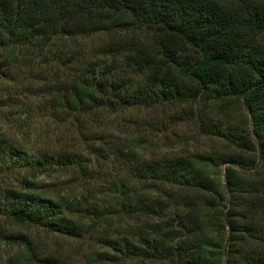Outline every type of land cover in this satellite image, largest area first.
<instances>
[{"label": "trees", "instance_id": "obj_1", "mask_svg": "<svg viewBox=\"0 0 264 264\" xmlns=\"http://www.w3.org/2000/svg\"><path fill=\"white\" fill-rule=\"evenodd\" d=\"M96 35L106 39L90 56L76 55L67 45L69 39ZM23 52L70 68L66 75L72 78L52 82L46 103L38 108L64 121H86L100 110L130 108L169 106L197 113L201 105L203 114L245 111L237 124L207 115L197 119L205 133L230 148L228 152L145 159V142L128 140L125 179L112 181L110 189L115 203L132 211L141 203L135 194H155L142 209L160 218L152 225V241H130L126 247V253L135 250L138 260L264 264V4L0 0V75L13 74ZM19 95L15 93L10 102L15 103L8 107L17 116L13 131L25 140L32 113ZM23 145L1 133L0 157L36 175L55 166H83L78 152L68 146L55 151L44 142L39 156L31 158ZM20 185L19 190L0 191V212L12 225L78 238V227L70 219L73 206L37 192L26 179ZM166 188L174 189L177 197H166ZM171 209V216L163 215ZM1 240L24 247L21 264H35L23 238L0 232Z\"/></svg>", "mask_w": 264, "mask_h": 264}, {"label": "rangeland", "instance_id": "obj_2", "mask_svg": "<svg viewBox=\"0 0 264 264\" xmlns=\"http://www.w3.org/2000/svg\"><path fill=\"white\" fill-rule=\"evenodd\" d=\"M245 1L264 4V0ZM103 39H106L103 35L69 39L67 45L76 55L90 56ZM59 63H47L23 52L18 62L13 64L14 73L6 77L0 75V134L24 143L26 156L31 158L39 156L44 142L50 143L55 151L62 145L68 146L78 152L83 166L75 165L66 169L55 166L36 175L33 169L14 168L0 157V191L19 190L23 179L32 182L37 192L59 200L64 205L73 206L70 219L78 227L79 236L69 238L50 234L40 228L14 226L1 212L0 232L23 238L35 255V264H173L167 261L138 260L132 249L126 253L130 241L140 240L141 245L151 242L152 225L160 221L157 216L142 210L152 201L154 193L142 194L140 191L135 194L141 198V203L134 211L127 207L121 209L111 195V182L125 179L123 154L126 152V142L132 138H141L145 142V159L161 156L174 158L189 153L207 156L228 152L230 148L205 133V128L201 129L197 119L207 115L237 124L245 116V111L231 110L228 114H219L215 110H208L203 114L199 110L201 105H198L197 113L194 110L192 112V109H173L169 106L148 110L130 108L118 112L100 110L86 121L73 118L64 121L57 113L51 117L46 111H38L47 101V91L52 82L72 78L66 75L70 68ZM39 91L43 92L46 99L42 100L44 96L37 95ZM16 92L18 95L22 92L25 94L19 96L23 97L24 104L31 110L29 113H32L29 137L25 140L21 134L13 131V122L17 116L10 111L15 102H10L14 101ZM224 173V167H221L220 183L224 181ZM164 191L166 197L169 194L174 199L177 197L174 189L166 188ZM124 192L127 196L126 188ZM225 206L228 207L227 204ZM172 211H166L163 215L171 216ZM122 249L125 254L121 253ZM23 254V246L0 241V264H21Z\"/></svg>", "mask_w": 264, "mask_h": 264}]
</instances>
